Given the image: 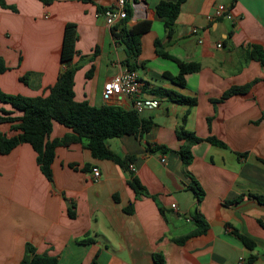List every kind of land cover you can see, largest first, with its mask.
<instances>
[{"label": "crops", "instance_id": "1", "mask_svg": "<svg viewBox=\"0 0 264 264\" xmlns=\"http://www.w3.org/2000/svg\"><path fill=\"white\" fill-rule=\"evenodd\" d=\"M158 1L126 2L129 27L149 21L135 71L145 102L140 114L153 124L141 138L125 134L106 140L123 159L131 157L128 164L135 170L95 158L73 143L56 147L48 180L28 143L0 153V264H18L26 243L55 256L56 264H89L93 258L98 264H156L153 254L164 264H238L240 258L244 264L250 255L249 264H264V204L253 196L264 194V66L247 57L253 45L264 51V0H184L171 37L155 13ZM4 2L12 7L0 6V56L8 68L0 74L4 93H46L65 67L59 53L64 25L71 22L77 32L69 62L75 67V99L131 107L124 97L110 100L103 94V83L124 67L111 26L97 12L115 0ZM219 3L229 8L232 20L213 16ZM155 39L179 61L199 63L198 71L184 75L183 87L163 76L176 75L178 66L155 53ZM251 81L245 93L217 100L229 87ZM157 86L195 97L196 104L151 93ZM0 108L20 114L5 102ZM184 114V129L201 138L212 135L225 147L195 143L190 164L183 166L177 153L183 140L176 128ZM0 131L13 134L8 123L0 124ZM67 132L54 123L49 138ZM146 145L167 150L150 151ZM91 167L99 169V179L93 180ZM131 176L144 194L129 186ZM193 181L203 192L199 202ZM195 212L207 223L206 231L176 242L195 230ZM235 232L251 239L253 248H246Z\"/></svg>", "mask_w": 264, "mask_h": 264}, {"label": "trees", "instance_id": "2", "mask_svg": "<svg viewBox=\"0 0 264 264\" xmlns=\"http://www.w3.org/2000/svg\"><path fill=\"white\" fill-rule=\"evenodd\" d=\"M40 1L48 4L52 0ZM183 1L167 2L161 0L155 5V13L162 21L167 37H171L173 34L175 19L178 15L180 4ZM0 6L12 8L4 0H0ZM106 8L99 7L97 12L101 13ZM125 10V17L111 26V34L114 42L120 46L124 54V58L121 61L122 64L128 70L135 71L139 66L136 63V58L140 52V37L142 32L147 30L149 21H142L136 27H129L126 24L131 14L128 3L125 5ZM76 39L75 24L71 22L66 23L63 29L59 53V60L65 67L58 73L56 80L46 89L44 95L25 96L21 94H7L0 89V101L8 103L14 110L20 113L19 115H11L12 111L0 108V124L8 123L9 130L13 132V134L7 135L0 131V153H8L16 145L28 143L36 153V162L40 172L48 180L52 178L51 163L55 156L56 147L69 146L73 143H80L90 151L93 157L109 159L127 170L131 157L123 159L108 147L106 140L125 134H132L137 138H141L143 134L149 131L153 124L151 117H143L131 107L124 108L118 104L93 106L86 100L75 99L73 92L75 67L70 66L69 62L75 52ZM154 51L157 55L169 58L177 63L178 73L176 75L172 76L169 73H164L163 76L170 79L179 87L185 85V74L200 69V65L197 62H183L169 55L162 49L161 42L158 39L154 40ZM247 57L259 61L264 66V51L260 46H251V49L247 52ZM7 69L3 58L0 56V74ZM86 75L89 76L88 73ZM26 79V75L20 76L21 81L26 82ZM252 83L251 81L241 86H231L223 91L217 100H223L234 94H243ZM150 92L179 104H186L188 106L196 104L195 97H189L164 87L157 86L151 89ZM185 118L186 114L182 116L181 124L176 128L177 138L183 140L177 150L183 166L190 164L193 158L191 146L195 143L205 140L211 144L225 147V144L221 140L212 135L201 138L193 132L184 129L182 123L185 121ZM207 122L209 123V118H207ZM54 123L68 128L69 132L61 137L50 139L49 134ZM146 148L150 151L167 150L163 145L153 147L146 145ZM193 183V190L199 202L203 192L195 181ZM128 184L136 194L145 193L142 191L143 187L135 176H131ZM253 196L258 202L264 204V194ZM192 219L196 224L195 230L175 239L176 242L181 243L189 236L206 231L208 225L198 212H195ZM235 234L246 248H253L254 244L251 239L237 232ZM82 241L85 240L83 239ZM153 260L156 264H164L159 254H153ZM252 260L253 256L250 255L244 264H249ZM56 262L55 256L37 253L33 245L26 243L24 254L18 264H56ZM89 264H98V262L93 258Z\"/></svg>", "mask_w": 264, "mask_h": 264}, {"label": "built area", "instance_id": "3", "mask_svg": "<svg viewBox=\"0 0 264 264\" xmlns=\"http://www.w3.org/2000/svg\"><path fill=\"white\" fill-rule=\"evenodd\" d=\"M127 0H115V4L107 7L100 14L103 15L105 23L109 26H113L117 21L124 18L126 15L125 5ZM213 16L225 17L233 19L229 8L222 3L216 4L213 8ZM196 31V30H193ZM220 46V44H217ZM103 94L106 98L113 100L117 97H124L129 100L131 108L137 113H141L145 105L144 100L141 99V84L138 79L136 71L128 70L123 67L110 79H107L103 83ZM156 103V101H154ZM164 161V158H161ZM128 168L134 171V166L129 163ZM90 173L93 180H97L100 177V171L97 167H91ZM173 209H176L175 203L171 204ZM238 264H243V260L240 258Z\"/></svg>", "mask_w": 264, "mask_h": 264}]
</instances>
